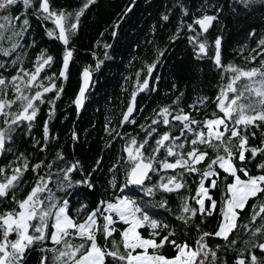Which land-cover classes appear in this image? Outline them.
<instances>
[{"label":"snow or ice","instance_id":"6c2138e0","mask_svg":"<svg viewBox=\"0 0 264 264\" xmlns=\"http://www.w3.org/2000/svg\"><path fill=\"white\" fill-rule=\"evenodd\" d=\"M234 2L245 9L257 3L264 6V0ZM177 3L183 15L186 9L180 0ZM92 6H95V0H84L79 7H72L71 0L60 6H54L53 0H0V57H3L0 59V153L13 154L12 160L0 165V201H11L12 205L0 211V264H25L26 250L37 245H40L37 264H264V213L250 215L251 221L259 215L262 223L255 227L245 223L244 238L236 228L241 210H245L251 200L258 201L264 208V159H260L264 157V131H260L264 127V31L259 38L255 28L247 33L255 40V48L248 52L245 64L238 66L232 61L225 64L222 33L214 39L207 36L210 26L218 21L222 6H213V14H208L205 9L204 14L194 15L186 25L182 18L167 42L176 41L186 27L193 58L208 56L220 72V79L226 75L227 83H221L215 97H211L215 110L210 115L190 114L193 108L199 113V107L210 97H196L187 104L186 111L179 107L181 92L170 104L159 106L158 110L154 108L152 115L145 117L148 123L137 124V118L143 114L136 111L137 95L159 90V74H156V81L150 76L167 50V45L164 48L152 46L155 59L144 63L147 74L143 73V68L136 70V79L132 81V90L120 116L121 127L112 128L110 118H106L104 125L105 132L112 134L109 146L118 139L124 141L107 173L111 178L106 180V185L112 187L115 195L102 197L89 211L88 205L80 201H76L79 207L73 208L72 193L74 186L81 184L95 190L92 173L73 180L74 169L80 167L79 161L66 162L63 167L56 168L55 162L65 159V154L57 148L53 159H48L47 142L57 139L56 134L50 133L49 118L55 114L56 101L62 97L71 71L70 62L75 52L73 37L79 30L81 17ZM132 6L127 5L124 12ZM29 8L44 29V35L59 41L62 46L58 73L44 74L55 62V57L44 48L36 54L31 68L23 67L24 58L18 49L23 48L20 38L26 36L30 26ZM15 9L19 10L13 15ZM230 10L234 11L231 5ZM170 12L169 8L161 12V20L167 21ZM46 21L54 27H47ZM118 24L119 20L113 24L114 38ZM103 34L102 30L101 36ZM5 37L7 47L4 46ZM28 39V47H34L35 38ZM96 46L94 44L93 48ZM103 46L106 50L110 47L107 43ZM244 51L242 46L240 52ZM92 55L96 57L95 52ZM257 60V66H247ZM100 64V59H96L97 68ZM92 71L91 66L80 71L79 88L71 101L77 113L85 101ZM128 79V76L124 77V80ZM176 88L177 83L173 81L170 91ZM121 90L124 91L123 84ZM52 92L55 95L48 99ZM43 104L48 108L41 142L32 136V129ZM139 107L142 110L144 105ZM128 125L138 128V133H125L123 129ZM25 126L27 131L23 135L31 138V147L44 154L34 163L30 162L32 153L17 155L12 147L17 129ZM174 131L177 134L174 135ZM257 131H260L259 144H250V138H255ZM71 137L76 141L78 134L72 131ZM160 151L165 154L163 159L158 155ZM258 159L260 162L256 163ZM101 163L102 157H98L92 165L93 170H98ZM250 164L255 165V174L250 172ZM41 169L45 171L41 172ZM162 170L164 175H161ZM166 170H174V174L168 175ZM28 171L34 179L25 188L24 185L29 184L24 180ZM117 172L120 173L118 188ZM153 173L158 177L154 182ZM187 177H193L191 183L195 194L179 195L189 188ZM50 184H55L61 192L67 190L68 194L54 195ZM21 189L23 191L17 195ZM215 191L220 193L219 201L215 199ZM170 194L179 197L171 221L152 211L159 208L173 216ZM157 195L159 201L155 199ZM190 200L194 204L189 203ZM252 207L255 209L256 203ZM82 213L86 215L81 220ZM213 215L217 216V224L205 230L203 226ZM34 218L36 226L33 228ZM144 228L148 230L147 237L138 231ZM189 228L195 233L194 248L189 243ZM181 230H184L183 240L178 242ZM117 232L119 240L113 238ZM13 235L15 239L10 238ZM207 237L220 238L223 243L210 246ZM75 239L81 242L74 243ZM108 240H111L110 246ZM165 246H171L175 254H164ZM230 254H234V258Z\"/></svg>","mask_w":264,"mask_h":264},{"label":"trees","instance_id":"16d2710c","mask_svg":"<svg viewBox=\"0 0 264 264\" xmlns=\"http://www.w3.org/2000/svg\"><path fill=\"white\" fill-rule=\"evenodd\" d=\"M83 2L84 0H71L72 7H79L80 3ZM180 2L186 9L183 15L177 0H95V6H92L86 15L81 17L79 30L72 40L75 52L74 58L70 62L71 71L65 82L63 95L56 101L55 114L49 118L50 133L56 134L57 139H50L47 142L48 159H53L57 148L62 149L65 154V159L55 162L56 168L63 167L66 162L79 161L80 167L74 169L73 180L81 179L82 174L87 176L90 172L92 173L91 180L96 185L95 190L89 189L83 184L75 185V191L72 193L73 208L79 207L76 201H80L87 204L90 211L102 197L108 198V194L115 195L112 187L106 185V180L111 178L107 173L111 163L115 162V157L124 141L118 139L109 146L112 134L105 132L104 125L106 118H110L112 128L121 127L119 123L120 116L122 115V109L126 107L127 98L132 90V81L136 79V70L142 69L145 62L151 63L155 59V54L152 50L153 45H158L159 48H164L167 45V50L162 53L161 62L155 66L154 74L150 76L152 81H156V74H159V90L156 92L138 93L136 111H142L143 114L137 118V124L140 122L148 123L145 117H150L154 108L158 110L159 106L170 104L181 92H183V96L179 107L184 108L186 111L188 110L187 104L194 101L196 97L202 95L210 97L204 106L199 107V113L193 108L191 115L202 117L205 113L210 115L215 110L211 97H215L221 83H227V77L225 75L223 80L220 79V72L213 66L208 56H204L202 59L193 58L192 47L187 40L189 32L186 27L181 30V34L176 41L167 42V38L175 33L177 24L182 18L186 25L192 21L194 15L204 14L205 9H207L208 14H213V6H222L223 11L219 14L218 21H215L210 26L207 36L214 39L215 35L222 33V60L225 64L229 61L238 66L245 64L248 52L255 48V40L249 38L247 33L255 28L257 30V38H259V34L264 31V23H262L264 21V6H260L258 3L252 8L245 9L241 5L236 4L234 0H180ZM53 3L54 6H60L64 5L66 0H53ZM129 4L133 6L125 13L124 9ZM230 5L234 11L230 10ZM166 8L171 9L169 19L162 21L161 12L165 11ZM18 10L15 9L12 14L15 15ZM27 11L29 13L30 26L27 29L26 36L20 38L23 48L18 49L24 58L23 67L31 68L36 54L41 48H44L48 54L55 57L54 64L50 65L48 72L44 74L58 73L62 46L59 41L45 36L40 22L31 15L32 9L29 8ZM120 17H123V19L121 20ZM117 20H119V24L116 27L117 35L114 38L112 36V28ZM45 25L54 27L48 21L45 22ZM196 27L198 31V26ZM152 29L154 31H151ZM102 30L104 32L103 36H101ZM191 34L195 35V33ZM29 37L35 38L36 44L34 47H28ZM4 39V46L7 47V37ZM149 40L152 41L151 44ZM105 43L110 45L107 50L103 46ZM94 44H97L95 48H93ZM242 46L245 48L243 53L240 52ZM24 49H27V51L25 52ZM258 50L257 48L256 51ZM93 52L96 54L95 58H93ZM0 59H3V57H0ZM96 59L101 61L98 68ZM258 63L259 61L257 60L247 66L255 67ZM85 66H91L93 69L91 83L86 91L82 108L77 113L71 101L79 86L80 71ZM224 71L226 72V70ZM143 73L147 74L146 68H143ZM125 76H128L129 79L124 80ZM173 81L177 83V88L174 91H170ZM122 84L124 91L121 90ZM56 86L59 87L58 82ZM54 95L55 92H52L47 98L51 99ZM140 105H144L142 110L139 107ZM47 108V104L41 105V111L33 123L32 136H35L41 142H43L42 125ZM174 123L179 124V122ZM161 129H163V125H161ZM25 131H27L26 126L17 129L12 147L17 155L21 152L25 154L32 153L30 162L34 163L37 157L44 154L31 147L32 140L30 137L23 135ZM72 131L78 134L76 141L72 140ZM123 131L136 134L139 129L128 125L124 127ZM260 131H264V127ZM260 131L256 132L255 138H250V144H259ZM173 134L177 133L174 131ZM142 137L143 134H141ZM145 154L147 155V153ZM158 155L163 159L165 154L160 151ZM98 157H102V163L98 170L94 171L92 165ZM12 159V153H0V165L7 164ZM260 159H264V157ZM259 162V159L256 160V163ZM249 169L252 174L257 171L254 164H250ZM40 171L43 172L45 169ZM166 172L168 175L174 174V170H166ZM164 174L165 171L162 170L161 175ZM115 175L117 176L118 182L116 186L118 188L120 173L117 172ZM240 175L243 179V174L241 173ZM33 179L32 172L28 171L24 180L28 181L29 184L24 185V187H29ZM152 179L154 182L158 177L153 173ZM187 179L189 188L184 189L179 195L195 194L194 185L191 183L193 177H187ZM49 186L54 190V195L58 197L68 194L67 190L61 192L57 189L55 184H50ZM189 189L191 190L190 193ZM22 191L23 189L17 195H20ZM170 195L169 204L173 210V216H169L168 211L163 209L153 208L152 210L158 216L167 217L169 221L174 219V213L179 203V197L176 194ZM214 196L217 201L220 200L219 191H215ZM155 199L159 201L160 196L157 195ZM189 203L194 204V201L190 200ZM253 203H256L255 209L252 207ZM11 206V201H0V211ZM216 212H219V207L216 208ZM253 213H264V208L255 200L247 203L246 209L241 210L237 218L236 228L239 229L241 238H244L245 235L243 228L245 223H249L253 227L262 223L259 215L255 221L250 220V215ZM84 215L86 213H82L79 219L82 220ZM216 224L217 216L213 215L203 227L205 230H209ZM35 226L34 218L31 227L34 228ZM116 227H120L119 222H117ZM138 231H141L143 236H148L147 228L138 229ZM183 231L181 230L178 233V242L183 240ZM187 232L190 237L189 243L194 248L195 233L191 228L187 229ZM10 238L15 239V236L13 235ZM113 238L120 239L118 232L113 234ZM73 242L80 243L81 241L75 239ZM206 242L210 246L216 243H223L222 239L213 237H207ZM47 243L51 247L50 241ZM101 243H104L103 238H101ZM107 243L110 246L111 240H108ZM39 247L40 245H37L31 250H26L25 264H37L40 255ZM162 252L166 255L175 254V250L171 246H165ZM230 255L234 258V254ZM208 259L211 260V256Z\"/></svg>","mask_w":264,"mask_h":264},{"label":"water","instance_id":"95a60500","mask_svg":"<svg viewBox=\"0 0 264 264\" xmlns=\"http://www.w3.org/2000/svg\"><path fill=\"white\" fill-rule=\"evenodd\" d=\"M90 83H91V79H90V82H89V86L86 88V91H87V89L90 87ZM78 88H79V86H78ZM78 90V89H77ZM75 107V106H74Z\"/></svg>","mask_w":264,"mask_h":264}]
</instances>
